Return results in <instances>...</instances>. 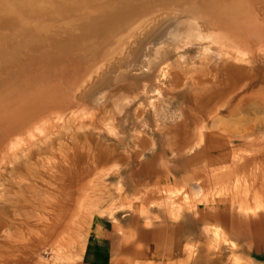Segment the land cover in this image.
I'll return each mask as SVG.
<instances>
[{"label":"rangeland","instance_id":"1","mask_svg":"<svg viewBox=\"0 0 264 264\" xmlns=\"http://www.w3.org/2000/svg\"><path fill=\"white\" fill-rule=\"evenodd\" d=\"M180 10L155 7L81 63L72 92L94 122L61 140L77 136L80 158L67 173L81 193L56 197L45 172V243L36 238L26 264H78L96 215L156 217L193 236L188 250L225 252L227 262L264 245V53L227 57L196 38V24L186 30ZM1 193L0 264L7 219L23 215L16 196Z\"/></svg>","mask_w":264,"mask_h":264},{"label":"bare ground","instance_id":"2","mask_svg":"<svg viewBox=\"0 0 264 264\" xmlns=\"http://www.w3.org/2000/svg\"><path fill=\"white\" fill-rule=\"evenodd\" d=\"M155 7L187 12L186 30L196 24V38L227 57L264 53V0H0V192L13 193L23 214L7 219L13 231L2 264H26L36 238L45 243V172L56 197L81 193L67 173L80 158L77 136L61 146L66 128L94 122L72 92L81 63ZM234 35L261 44L249 48Z\"/></svg>","mask_w":264,"mask_h":264},{"label":"crops","instance_id":"3","mask_svg":"<svg viewBox=\"0 0 264 264\" xmlns=\"http://www.w3.org/2000/svg\"><path fill=\"white\" fill-rule=\"evenodd\" d=\"M149 218L127 214L114 221L96 215L90 221L77 263L112 264L120 257L124 264H264V245L252 244L248 254L236 253L237 262H227L225 252L216 255L203 248L188 250L185 246L193 236H179L177 227Z\"/></svg>","mask_w":264,"mask_h":264}]
</instances>
